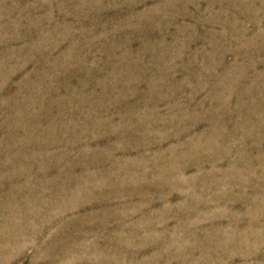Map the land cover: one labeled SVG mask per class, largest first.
Instances as JSON below:
<instances>
[{"label": "rangeland", "instance_id": "374dc122", "mask_svg": "<svg viewBox=\"0 0 264 264\" xmlns=\"http://www.w3.org/2000/svg\"><path fill=\"white\" fill-rule=\"evenodd\" d=\"M0 264H264V0H0Z\"/></svg>", "mask_w": 264, "mask_h": 264}]
</instances>
